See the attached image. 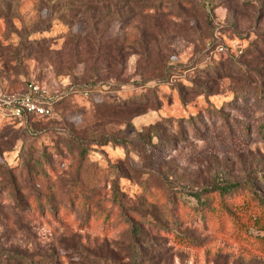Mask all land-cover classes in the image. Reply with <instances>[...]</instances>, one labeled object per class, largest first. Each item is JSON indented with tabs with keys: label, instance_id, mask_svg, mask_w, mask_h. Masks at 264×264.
<instances>
[{
	"label": "rangeland",
	"instance_id": "1",
	"mask_svg": "<svg viewBox=\"0 0 264 264\" xmlns=\"http://www.w3.org/2000/svg\"><path fill=\"white\" fill-rule=\"evenodd\" d=\"M7 1L0 98L95 86L26 123L0 111V264H264V56L193 69L213 39H264V0ZM214 176L243 188L200 208L185 190Z\"/></svg>",
	"mask_w": 264,
	"mask_h": 264
},
{
	"label": "trees",
	"instance_id": "2",
	"mask_svg": "<svg viewBox=\"0 0 264 264\" xmlns=\"http://www.w3.org/2000/svg\"><path fill=\"white\" fill-rule=\"evenodd\" d=\"M11 0L7 1V4L4 6L3 12L4 14H8L11 11V3H9ZM105 0H67V2H70L68 4H101L102 2H104ZM127 1V0H126ZM166 0H158V1H149V0H138L136 2H134V7L138 8L141 11H147V12H157V13H161L162 9L164 8V3ZM204 3L209 6L211 5V8H213V1L212 0H203ZM84 2V3H83ZM128 2V1H127ZM176 3V6L179 8H182L183 6H186L190 3V1L188 0H167L166 3ZM66 4V3H65ZM96 5V6H97ZM167 8V7H166ZM165 8V9H166ZM215 8V7H214ZM134 12V10H131ZM2 12V11H1ZM173 14V13H170ZM261 36H264V34H262ZM218 44H223L226 47V53L225 52H217L215 51V47ZM253 47V49H251ZM122 50H124V47L120 50V54L122 53ZM238 50H240V52H238ZM105 52V51H104ZM203 52L205 54L206 57L202 58V63L201 64H197L193 67V69H202L204 67V65H208L210 63H212L213 60H216L220 57H226V58H230L233 61H237L238 59L242 58L245 55H252L253 58L252 60H245V64L249 65L250 63H254L260 60V58L262 56H264V39H260L257 42H252L248 45V47L246 45H243L242 43H239V48L233 50L231 47H227V44L225 41L223 40H218V39H213V42L210 44L209 47H204ZM227 56H226V55ZM125 57L124 54H122L120 56V58ZM228 67V70L231 69V66H227L226 64L222 63V65L220 67H218L217 70V75L220 76L223 74L224 70H227L226 68ZM74 87L76 90L81 91L84 89H89L90 91L93 90V87L95 86L94 82H87L84 84H77V83H73ZM72 94V93H71ZM71 94L67 95L63 100L57 102L55 105H57L58 103L67 101L70 96H72ZM91 94V93H90ZM89 94V96H90ZM143 96V97H142ZM131 100V101H130ZM137 104L141 103V104H149V101L147 99L146 96H144V94H141L140 96H133L129 99L127 98H123L120 99V101L118 100L116 103H108L106 105L108 106H112V105H121V106H126L127 104ZM112 104V105H111ZM36 116H31L29 121L31 119H33ZM43 117V116H40ZM28 130V129H26ZM30 133H34L32 130H29ZM172 187V186H171ZM173 188V187H172ZM190 189H186L185 192L192 196L193 198L196 199L197 201V205L200 208H204L207 207L210 204V197L211 196H215V197H224L227 195L232 194L234 191L239 190L241 188H243V185L241 183L238 182H233L231 179L229 178H224L221 179L219 176H214L213 177V182L210 185H205L204 187H200L197 189H191V187H187ZM183 192V191H182ZM262 202L264 203V198L261 197ZM132 226H133V230H135L137 233H139V227L137 224H135L134 222H132Z\"/></svg>",
	"mask_w": 264,
	"mask_h": 264
},
{
	"label": "built area",
	"instance_id": "3",
	"mask_svg": "<svg viewBox=\"0 0 264 264\" xmlns=\"http://www.w3.org/2000/svg\"><path fill=\"white\" fill-rule=\"evenodd\" d=\"M215 51L225 52L226 47L223 44H218ZM71 93L89 96L91 91L89 89L78 91L70 81L66 84L56 83L55 85L32 81L28 83L24 92L2 96L0 98V111L4 115L26 123L31 116L52 115L54 113L53 106Z\"/></svg>",
	"mask_w": 264,
	"mask_h": 264
}]
</instances>
